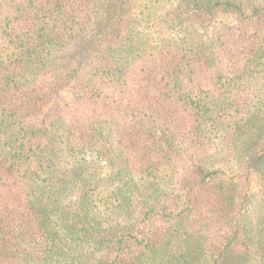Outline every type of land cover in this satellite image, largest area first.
Returning <instances> with one entry per match:
<instances>
[{
    "label": "trees",
    "instance_id": "trees-1",
    "mask_svg": "<svg viewBox=\"0 0 264 264\" xmlns=\"http://www.w3.org/2000/svg\"><path fill=\"white\" fill-rule=\"evenodd\" d=\"M0 264H264V0H0Z\"/></svg>",
    "mask_w": 264,
    "mask_h": 264
}]
</instances>
